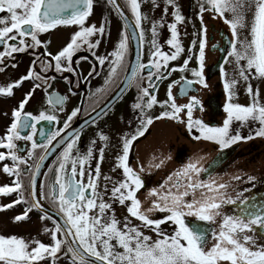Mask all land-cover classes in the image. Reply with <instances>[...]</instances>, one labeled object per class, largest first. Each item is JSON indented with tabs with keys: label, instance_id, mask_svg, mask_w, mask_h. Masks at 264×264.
<instances>
[{
	"label": "snow or ice",
	"instance_id": "6c2138e0",
	"mask_svg": "<svg viewBox=\"0 0 264 264\" xmlns=\"http://www.w3.org/2000/svg\"><path fill=\"white\" fill-rule=\"evenodd\" d=\"M108 2L112 3L117 10L120 9L116 0H108ZM127 2L135 16L136 27L142 28V21L145 17L141 12L140 0H127ZM152 2L155 6H159L156 0H152ZM167 4L174 8L175 22L167 25L171 38L166 43L175 51L169 54L162 50L156 37L158 36L157 27L164 25L162 22L154 24L151 28L153 51L149 63H137L136 67L132 69L131 78L128 81L130 85H135L141 93L140 102L133 106L135 109L141 110L143 117L140 121L141 127L137 129L135 135L124 138L123 154L118 158L117 167L123 169L126 179L117 182L111 189L113 201L122 206H125L126 202H130L126 205L128 214L141 221L143 227L152 229L160 238L153 241L150 236L141 231L139 226H131V221L127 218L121 226L112 211V204L106 202L103 194L99 191V163L94 169L90 168V162L94 159L93 148L90 147L84 155H73L74 151L79 152L77 148L79 134L77 133L66 145V150L58 165L55 181L49 192L58 211L66 218L69 227L64 229L59 224H55L54 228H45L44 232L50 233L51 244H45L35 238L26 240L17 235L0 234V264H41L45 260L55 264L62 251L64 255L71 254L72 264H90L89 258L98 264H264V245H257L256 239L247 234L254 232L256 226L264 231V204H250L248 199H244L242 201V204L245 205L243 216L222 214L220 210L223 205L236 204L237 201L230 198L225 199L224 194L220 191L227 188L225 184L216 185L215 182L195 181L193 174L198 176L203 171L196 163H189L176 174L178 177L186 178V184H181L179 181L173 184L172 188L176 189L175 192L171 188L164 193L153 190L150 194L157 196L158 199L153 202L152 207L146 211L142 210V202L138 199L137 193L144 186L143 181L129 166L128 161L133 142L144 136L148 127L154 123V119L147 115L145 109H152L154 105L160 103L162 108L167 107L171 110L162 112L155 117V120L169 119L186 123L189 133H192L193 130L199 133V135L193 136V139L214 142L221 149L255 137H264V106L259 103L258 90L254 92L250 83L247 86V93L252 97V102L249 105H241L232 103L236 97L235 88L239 81L225 78L224 88L228 93V103L224 109L227 118L222 127H212L201 119H194V109L197 106L202 108L201 101L197 97L192 96L190 102L184 105L176 103L172 87L179 81L169 86L168 99L162 103L157 100L156 95L150 92L149 89L156 88L152 82L153 77L160 80L167 79L161 70H167L169 62L177 60L184 51L179 40L178 24L183 23L185 17L180 13L176 0H167ZM205 4L208 5L207 8L204 6ZM93 5L94 0H0V14H3L0 15V46L4 49L0 51V64H3L6 58L12 57L15 53H26L30 48L46 47V44H43L39 39V35L42 33H48L61 26H77L79 30L71 36L66 46L52 56V60L55 61V71L74 72L75 69L71 66L73 56L85 46L95 56L93 50L99 47L100 40L97 39L93 42L90 38L103 37L106 34L105 25L100 27L85 26L88 17L92 15ZM165 11L167 10L165 9ZM205 11L215 13L213 18H220L229 26L233 39L228 56L237 64L239 76L244 81H248L250 75L264 78V0H202L199 18L203 39L199 47V70H192V75L197 79L186 81V86L181 89V94L186 95L188 87L192 84L208 87L203 74L207 33V28L203 26ZM247 12H252L250 26L246 22ZM225 13H231V18H228ZM245 28L249 29L250 38L241 39V30ZM139 35L141 39L144 38L142 30ZM29 38L31 43L28 42ZM128 41L129 36L125 31L116 50L110 54L111 60H108L107 57H97L100 65H104L106 61L109 63V81L120 71L125 70ZM47 55H51V53ZM81 59H87V57ZM241 61L246 62V67L241 65ZM37 62L40 64L41 72H47L52 67L50 62L41 60L37 56L25 76L6 87L0 86V96L11 97L14 95L13 89L19 88L25 81L43 82L35 83L19 103L18 108L13 110L14 120L7 129V134L0 137V149L7 150V152L0 151V162L8 159L13 161L12 166L5 164L2 170L14 177L11 185L0 186V195L17 194V198L12 203L0 205V211L12 209L21 204H29L28 198L24 195L25 192H28L32 198L30 206L22 214L13 218L14 223L27 221L33 209L41 208L40 200L36 199L35 180V175L39 174L40 164L37 163L35 172H31L32 166L28 164V159L17 154L19 149L16 142H31L33 151L28 153L29 159L35 155V150L38 148L44 149L46 153L54 151L55 147L65 139L62 133H67L72 120L80 112L79 108L73 110L64 123L63 129H49L48 131L42 128L38 129L41 122L51 124L57 121V116L46 111H41L39 115L24 111L36 89L44 87L47 91L48 88H51L48 79L40 72L35 71ZM145 69L154 71H148L145 77L142 75ZM187 70L188 60H185L182 67L172 68L168 74ZM0 71H3V68H0ZM94 71L95 68H93ZM89 75L92 73L90 72ZM224 76L227 77V73H224ZM145 80L147 86L142 87ZM145 98H147L146 103ZM66 99L67 97L50 95L48 104L55 108L57 105L62 106ZM60 110L62 111L63 108L61 107ZM181 113H185L186 122L180 118ZM234 122L239 123L241 127H246L250 123H257L259 127L253 130L254 135L249 134L247 137H243L238 131L236 134H231V125ZM37 136L46 143H38ZM100 139L106 142L108 137L101 134ZM53 141L57 142L55 146H53ZM92 143L94 145L95 141ZM103 158L104 150L101 148L99 161L102 162ZM44 159L43 155L39 156L40 161ZM21 165L26 167V172L21 170ZM86 166H89L87 182L84 179ZM159 166L157 165V167ZM29 174L31 178L26 186L22 177ZM105 179L110 180L111 178L105 177ZM169 179L171 180V177ZM181 188L183 191L180 190ZM201 189H206V191H201L200 199H196V191ZM105 191H107L106 187ZM189 196L192 197L190 201L186 199ZM153 211L168 213V215L163 219L155 220L149 216V213ZM188 216L213 224L216 223L217 217H220L219 229L212 234L215 243L211 247H208V238L204 229L199 226L190 227L186 223L185 218ZM43 218L50 219L48 216ZM169 221L176 226L172 235L166 234L160 227L161 224Z\"/></svg>",
	"mask_w": 264,
	"mask_h": 264
},
{
	"label": "flooded vegetation",
	"instance_id": "af4514ba",
	"mask_svg": "<svg viewBox=\"0 0 264 264\" xmlns=\"http://www.w3.org/2000/svg\"><path fill=\"white\" fill-rule=\"evenodd\" d=\"M116 3L120 5L119 10L112 3H109L108 0H94L92 15L88 17L85 26L96 25L100 27L105 25L106 34L103 37L94 36L90 38L93 42L97 39L100 40L99 47L93 50L95 51V56L92 55L91 51L87 50V46L73 56L71 66L75 69L74 72L55 71V61L52 60V56L66 46L71 36L79 30L77 26H61L48 33H42L39 35V39L43 44H46V47L30 48L26 53H15L12 57L6 58L3 64H0V68H3V71H0V86L5 87L25 76L37 56L41 60L52 64V67L47 72H41L39 62L36 63L35 71L40 72L42 76L48 79L51 88H48L47 91H45L44 87L36 89L24 109L25 112H30L34 115H39L41 111H46L57 116V121L51 124L41 122L38 125V129L42 128L45 131L63 129L64 123L71 112L77 108L80 109V112L72 122L77 118H84L100 106L120 86L125 75L134 69L137 63L148 64L153 51L151 28L154 24L162 22L164 25L163 27H157L158 36L156 37L162 50L169 54L175 51L166 43L171 38L167 25L175 22L173 16L174 8L167 4V0H156L158 7L153 4L152 0H140L141 12L145 17L142 21V28L136 27L135 16L127 0H116ZM201 3L202 0H176L180 13L185 17L184 22L178 24L179 40L184 51L177 60L169 62L167 70H161L167 76V79L160 80L153 77L152 82L156 85V88L149 90L162 103L168 99L169 86L179 81L172 87V94L176 97V103L184 105L190 102L192 96L197 97L201 101L202 108L197 106L194 109V119H201L205 124L212 127H222L224 120L227 118V113L224 109L228 103V93L224 88L225 78L239 81L235 88L236 97L232 103L249 105L252 102V97L247 93V86L250 83L254 92L258 90V100L262 106H264V78L250 75L249 80L244 81L239 76L237 64L228 56L233 39L229 26L222 19L213 18L215 13L205 11L203 13V26L207 28V33L203 74L208 87L204 88L199 84H192L188 87L186 95L181 94V89L186 86V81L197 79L192 75V70H199V47L203 39L202 25L199 18ZM204 6L208 7L207 4ZM225 15L231 18V13H225ZM122 17L132 26L130 30L132 34H129L126 29ZM251 20L252 12H247L246 22L249 26ZM141 30L144 33L143 39L139 35ZM125 31L129 36L125 70L120 71L117 76L109 81V63L106 61L104 65H100L97 57H107L108 60H111L110 54L116 50ZM245 37H249L248 28L241 30V39ZM131 40L134 43L139 40V54L135 52V44L132 52ZM194 41L195 44H193ZM28 42L31 43L30 38ZM3 50V47L0 46V51ZM48 53H51V55H47ZM82 57H87V59H81ZM185 60H188L187 71H176L171 72L170 75L168 74L172 68L182 67ZM226 60L227 63H225ZM240 63L246 67L245 61ZM93 68H95L94 72ZM148 71L154 70L145 69L142 75L146 77ZM90 72L92 75H89ZM224 73H227V77L224 76ZM52 77L55 79H50ZM35 83L43 82L25 81L19 88L13 89V96H0V137H4L7 134V129L14 120L12 116L13 110L18 108L19 103L34 87ZM260 84H262L261 87H259ZM141 86H147V81L145 80ZM50 95L53 97L63 96L67 97V99L62 106L57 105L53 108L48 104ZM140 95L139 89L135 85L128 83L114 103L102 115L88 123L78 132L77 148L79 152L74 151L73 155H84L90 147L93 148L94 159L90 162V168L94 169L99 163V191L103 194L104 200L112 204V211L115 217L120 221L121 226H123L125 218H127L131 221V226H139L145 235L150 236L155 241L160 237L152 229L143 227L141 221L128 214L126 205L130 202H126V205L122 206L111 198L112 187L117 182L126 179L123 169L117 167L118 158L123 154L124 138H130L135 135L137 129L141 127L140 121L143 118L141 110L133 107L140 102ZM146 100L147 98H145V103ZM61 107L63 108L62 111L60 110ZM166 110L170 111L171 109L162 108L160 103L154 105L152 109H145L147 115L154 119V123L148 127V131L144 136L133 142L129 153V166L140 176L144 185L137 193L138 199L142 202V210L146 211L152 207L153 202L158 199L157 196L150 194L153 190L164 193L171 188L175 192L176 189L172 188L173 184L178 181L181 184H186L187 179L178 177L176 174L181 172L189 163H196L199 168L203 169L198 176L193 174L195 181L227 185V188L220 190L221 193L224 194L225 199L230 198L236 200L237 203L223 205L220 210L222 214L243 216L245 205L242 204V201L244 199H248L250 204H264V137H255L254 139L236 143L229 148L221 149L214 142L193 139V136L199 135V133L195 130L189 133L186 123H179L169 119L155 120L156 116ZM180 118L185 122L187 120L185 113H181ZM258 127L257 123H250L246 127H241L239 123L234 122L230 131L231 134H236L238 131L241 136L247 137L249 134L254 135L253 130ZM101 134L108 137L106 142L100 139ZM36 139L38 143H46L39 136ZM93 141H95L94 145ZM16 143L19 149L17 154L28 159V164L32 166V172L39 156L45 150L36 149L35 155L29 159L28 153L33 151L31 142L17 141ZM67 143L52 160L41 182L43 201L63 217L64 215L58 211V207L53 202L49 192L55 181L58 165L63 152L66 150ZM101 148L104 150L102 162L99 161V150ZM0 151L7 152L6 149H0ZM5 161L8 162L9 166L13 165V161L10 159ZM157 165L160 166L157 167ZM20 167L22 171H27L24 165ZM88 170L89 166H86L85 182H87ZM105 177H110L111 179L106 180ZM170 177L171 180L169 179ZM237 177L240 179H236ZM29 178L30 174L22 177L25 185L28 184ZM105 187L107 191H105ZM180 190L183 191V188ZM201 191H206V189L197 190L196 199H200ZM209 194L211 195V193ZM186 199L190 201L192 197L189 196ZM33 212L37 214V217L47 220L53 227L55 226L53 221L44 219V215L40 214L36 209H33ZM167 215L168 213L159 211L149 213L150 218L155 220L163 219ZM185 219L190 227L199 226V228L205 230L208 238V247L215 243V240L212 239V234L219 229L220 217H217V221L214 224L199 221L193 216H188ZM160 227L168 235H172L176 228L170 221L161 224ZM247 234L256 239L257 245H264V231L260 230L259 226H256L254 232ZM253 250L256 249L253 248Z\"/></svg>",
	"mask_w": 264,
	"mask_h": 264
},
{
	"label": "water",
	"instance_id": "95a60500",
	"mask_svg": "<svg viewBox=\"0 0 264 264\" xmlns=\"http://www.w3.org/2000/svg\"><path fill=\"white\" fill-rule=\"evenodd\" d=\"M122 20H123V23H124L126 29L128 30V32L130 34L131 33L130 30L132 29V26L129 23H127V21H126V19L124 17H122ZM134 44H135V52L137 54H139V47H140L139 40H137L136 43H134V41L131 40L132 52L134 50ZM131 71L125 75V77L123 78L120 86L113 93H111V95L100 106H98L96 109H94L93 111H91L84 118H80V119L77 118L74 122L71 123V126L68 129L67 133H62L64 135V137H65L64 141L62 143H60L59 146H56L54 151H48L47 153L44 151L41 155H43L45 157V159L43 161H40L38 159V161L36 162V164L37 163L40 164L39 174L38 175H35L36 191H37L36 199H39L40 200L41 208H35V209L39 213H41L42 215L50 217V220L51 221H53L55 224H59L64 229H67L69 227L67 225V223H66V219L60 213H58L56 210H54V209L50 208L49 206H47L44 203L43 199H42V195H41V182H42L43 175H44L45 171L47 170L48 166L50 165V163L52 162V160L60 152V150L62 149V147L72 137H74V135H76L83 127H85L88 123L92 122L97 117H99L100 115H102L114 103V101L120 95L121 91L129 83L128 81L131 78ZM57 139L59 140V138H57ZM56 143H57L56 141H53V146H55ZM32 172L33 173L35 172V166H34ZM28 183H29V181H28ZM28 198H29V201L31 203L32 198L29 195H28ZM73 247H76V245H73ZM89 259H90V264H98V262L92 261L91 258H89Z\"/></svg>",
	"mask_w": 264,
	"mask_h": 264
},
{
	"label": "rangeland",
	"instance_id": "374dc122",
	"mask_svg": "<svg viewBox=\"0 0 264 264\" xmlns=\"http://www.w3.org/2000/svg\"><path fill=\"white\" fill-rule=\"evenodd\" d=\"M261 85L262 84H260L259 87H261ZM5 164L8 165V162H0V186L11 185L14 179V177H11L3 172L2 169ZM16 198L17 194L15 193L10 196L0 195V205H7L9 203H12ZM27 207H29L28 204H21L15 206L12 209L0 211V234L17 235L19 237H24L26 240L35 238L45 244H51L52 241L50 233H45L44 229H51L54 227L47 220H43L37 217V214L33 211L29 214L30 218L27 221L19 223L13 222V218L16 215L22 214ZM70 256V254H68L66 258L65 256H63L62 258H60V260H56L55 264H72V259L70 258ZM41 264H51V262L49 260H45L42 261Z\"/></svg>",
	"mask_w": 264,
	"mask_h": 264
}]
</instances>
